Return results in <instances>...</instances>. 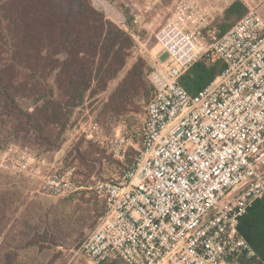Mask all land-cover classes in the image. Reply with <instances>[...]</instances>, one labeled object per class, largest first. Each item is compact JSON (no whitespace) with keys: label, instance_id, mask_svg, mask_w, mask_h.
Listing matches in <instances>:
<instances>
[{"label":"built area","instance_id":"2783aa9c","mask_svg":"<svg viewBox=\"0 0 264 264\" xmlns=\"http://www.w3.org/2000/svg\"><path fill=\"white\" fill-rule=\"evenodd\" d=\"M215 10L207 0H178L155 32L137 156L119 176L94 183L105 209L74 255L92 264H243L255 255L238 224L264 195V15L248 9L207 38ZM112 20L145 46L124 18ZM202 59L223 70L192 94L181 78ZM83 132L124 158L128 138L120 130L105 134L91 119ZM3 162L36 179L44 195L78 189L72 167H50L25 148L4 152Z\"/></svg>","mask_w":264,"mask_h":264},{"label":"trees","instance_id":"16d2710c","mask_svg":"<svg viewBox=\"0 0 264 264\" xmlns=\"http://www.w3.org/2000/svg\"><path fill=\"white\" fill-rule=\"evenodd\" d=\"M239 9L246 7L233 2L225 18L240 16ZM232 25L217 24L218 36ZM134 50L131 34L91 0H0L3 114L13 119L15 128L32 136L37 147L42 146L38 153L59 149L72 113L87 97L110 91L102 112L116 115L128 111L137 96H147L146 64L134 57ZM129 60L134 61L125 71ZM222 70L221 62L209 64L202 59L182 76L181 83L194 94ZM20 100L29 104L23 107ZM238 229L255 251L242 263L264 264V195L249 206Z\"/></svg>","mask_w":264,"mask_h":264},{"label":"rangeland","instance_id":"374dc122","mask_svg":"<svg viewBox=\"0 0 264 264\" xmlns=\"http://www.w3.org/2000/svg\"><path fill=\"white\" fill-rule=\"evenodd\" d=\"M121 1L115 0L113 3L107 0H91V3L102 10L109 20L113 19L112 12L115 8H122L126 22L145 45L139 48L134 40V57L141 58L146 64L148 94L145 98L137 96L129 105L128 111L116 115L102 112L110 91L87 97L74 110L68 128L71 131L67 135L69 144L64 154L67 159L64 167L74 169L72 180L78 187L75 192L61 197L43 196L37 193H42V190L36 179L4 166V152L9 149L25 148L31 153L42 155L38 153L42 146L37 147L38 143L32 136L14 127L13 119L3 114L0 99V264H92L74 253L105 209V201L95 193L93 185L98 180L119 176L137 156L140 147L137 128L152 94L148 74L153 55L159 50L154 35L171 16L178 0H160L147 9L143 4L140 5L144 0H131L133 2L126 7L124 4L130 0ZM235 1H240L246 7L245 10L239 9L242 16L248 9L264 15V0H207L210 5L216 6V10L209 24L203 29L205 37L208 38L210 34L218 37L220 28L217 24L232 25L239 20L241 15L225 18V10ZM141 6L144 7L142 12L146 22L155 18L147 28L134 23L133 14L129 10L130 7L139 9ZM133 61L129 60L125 71ZM117 80L111 84L110 90L116 86ZM19 103L23 107L29 104L27 100H20ZM91 119L99 123L105 134L112 133L116 128L128 138V150L122 160L114 157L106 144L94 143L84 136L83 131ZM70 134H74L72 138ZM113 264L123 263L118 261Z\"/></svg>","mask_w":264,"mask_h":264},{"label":"crops","instance_id":"0c3cea01","mask_svg":"<svg viewBox=\"0 0 264 264\" xmlns=\"http://www.w3.org/2000/svg\"><path fill=\"white\" fill-rule=\"evenodd\" d=\"M123 1V0H122ZM121 1V2H122ZM130 2H133V1H129L128 3H125L124 4V6L126 7V6H129L130 4ZM123 4V3H122ZM131 5H136V4H134V3H131ZM140 5H142V3L140 4ZM119 8H120V6H119ZM131 12H132V14L135 16L136 15V17H137V15H138V19H137V22H136V24H139V26H141V27H143V28H147V27H149L150 26V24L151 23H153L154 22V20H155V18L153 19V20H151V21H149V22H146V20H145V14L142 12V10H143V7L141 6L139 9L138 8H131L130 7V9H129ZM112 14H113V19L114 20H119V19H121V18H124L125 19V14H123V11H122V8H121V10H119V9H116L115 8V10L112 12ZM263 14H264V9H263ZM69 131H71V130H67L65 133H64V135H63V139H62V145H61V147L59 148V149H56V150H54V151H48V152H46V153H42V155H45L46 156V158H48L47 160H48V162H49V166L50 167H60V166H63L64 167V164H65V162L67 161V159H66V156L64 155V154H66V152H65V150L67 149L66 147L68 146V144H69V139H68V133H69ZM71 136V138L73 137V135L74 134H70ZM93 142V141H92ZM94 143H96V142H94ZM97 144H100V143H97ZM37 182V181H36ZM38 183V182H37ZM38 191V190H37ZM38 194H41V195H43V196H46V195H44L43 193H41L40 191H38L37 192Z\"/></svg>","mask_w":264,"mask_h":264}]
</instances>
